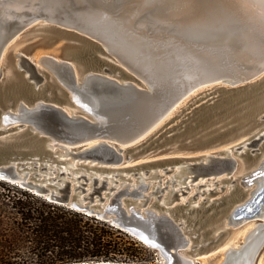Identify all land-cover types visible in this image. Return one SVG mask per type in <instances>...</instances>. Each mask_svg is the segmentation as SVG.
<instances>
[{
	"label": "water",
	"instance_id": "water-1",
	"mask_svg": "<svg viewBox=\"0 0 264 264\" xmlns=\"http://www.w3.org/2000/svg\"><path fill=\"white\" fill-rule=\"evenodd\" d=\"M33 18L39 20L26 31L42 29L35 41L41 50L33 52L34 41L29 39L25 52L18 50L8 57L7 51L0 58L1 177H22L19 183L22 187L110 222L157 249L163 259L160 264H194L184 252L191 241L188 223L186 219L178 220L191 211L197 214L199 208L203 213L221 200L227 204L226 209L234 208L233 221L242 223L257 217L264 208V185L242 204L233 205L248 191L236 184L230 192L209 201L205 207L200 202L197 206L189 205L185 212L181 209L187 203L171 207L158 204L159 194L152 203L160 212L155 213L145 206L147 197L139 203H126L123 197L138 198L139 189L115 190L103 180L97 188H92L95 194H87L89 202L83 203L74 197L86 189L79 187L80 191L76 192L78 188L73 186L75 192H71L73 178L45 183L44 177L37 172L29 174V179L19 173L33 170L37 165L43 168L42 158H56L50 141L66 143L96 138L98 143L85 149V155L106 164L118 162L123 157L132 158L146 149L147 146L142 145L163 124L141 139L136 136L173 108L178 85L184 84L189 74L206 75L205 84L163 121L165 124L180 117L175 126L183 125L175 135L181 141L189 140L165 149L168 157L123 167L125 173L142 166L176 161L182 157L173 155L183 146L201 148L213 142L217 145L222 140L249 133L242 141H247V146L263 139L262 127L256 128L264 121V73L255 77L244 75L254 66V60L264 57V4L257 0H151L150 3L145 0H21L13 6H0V53ZM223 73L234 76L235 80L221 77ZM141 81L147 83L149 89ZM65 107L74 112L68 114ZM218 140L221 141L216 143ZM124 142L127 146L120 149L119 154L114 146L117 148ZM139 146L141 149L127 154ZM218 153L219 150H213L207 163L200 161L189 166L196 172H207L218 166L230 167L232 160ZM151 156L149 153L148 159ZM99 168L107 169L105 166ZM137 173L136 170L131 176ZM31 177L44 184L31 182ZM154 177L151 173L148 178ZM261 177H264V169L249 172L246 183ZM81 178L84 183L75 178L77 183L86 184L87 178ZM125 178L130 180V177ZM97 183L93 178V185ZM63 188L66 193L61 196L58 193ZM98 190L107 192L102 195ZM111 191L104 203V196ZM184 193L183 190L180 194L174 192L170 201ZM83 196L86 199V195ZM95 198L102 204L90 205ZM211 216H206L204 221L212 223ZM217 227L211 226L209 231ZM223 232L224 228L210 237L211 240ZM263 243L264 240L257 244L253 253H258ZM236 250L229 249L234 257L231 264L240 258L234 253ZM194 251L198 254L199 248ZM255 257L256 254L245 264H253Z\"/></svg>",
	"mask_w": 264,
	"mask_h": 264
},
{
	"label": "rangeland",
	"instance_id": "rangeland-1",
	"mask_svg": "<svg viewBox=\"0 0 264 264\" xmlns=\"http://www.w3.org/2000/svg\"><path fill=\"white\" fill-rule=\"evenodd\" d=\"M30 27L27 26L25 29L21 30L14 37H12L4 46L3 51L0 55L2 58L3 54L7 51L8 57L11 56V53H14L18 50H22L25 52L27 47V41H34L31 45V49L33 52H39L41 48L37 47L38 42H35L37 39V33L35 29L27 30ZM9 47V48H8ZM262 74V73H261ZM260 74V75H261ZM258 75V76H260ZM130 79V78H127ZM143 84V83H142ZM214 84V83H211ZM144 85V84H143ZM145 86V85H144ZM197 90L195 93H197ZM203 95L200 94L199 96ZM187 100V98H185ZM184 99V100H185ZM186 113V111L184 112ZM180 120V117L174 118V120L163 123V126L142 146H147L145 150L140 153L133 155L132 158L127 161H123L122 164L119 165L118 171L122 175H126V177H130L132 181L136 180L135 176H131L133 172L137 170L138 173H142L147 170V175H143L145 177L149 176L154 170H158L161 183H153L150 187L147 188L145 194H148L150 191H153L156 186L163 187L166 179H169L171 175L174 174V169L176 166H182L183 164H193L197 162L195 160L196 155L202 153L204 148H210L212 146H222L225 144L224 140L217 145L214 142L209 144L206 147L201 148H190L189 146H183V149L178 154H174L173 156L182 157L176 161L170 162H162L160 165H152V166H142L136 170H129L125 173L126 170H123V167L134 165L141 161L161 159L170 156L168 153H165L168 147L177 144L178 142L181 144L186 143L188 140H182L180 137L177 138L175 135L180 126H175L176 122ZM161 123V124H162ZM264 127V121L260 122L257 125V128ZM264 132V129L261 133ZM162 135L159 137V135ZM257 137V136H256ZM155 139L151 144L150 141ZM204 140L205 138H201ZM230 143H237L236 139H231ZM221 141V140H220ZM219 140L216 141L220 142ZM247 143V142H246ZM142 146H139L133 150H130L127 154H131L133 152L141 149ZM218 146V147H220ZM82 149V148H81ZM215 150V149H214ZM256 150V151H253ZM74 151H78L74 149ZM242 152L240 156V162L242 165L246 166L244 171L248 169L255 168L256 163L259 159L264 155V138L260 139L253 144H250L244 147V150H240ZM152 153V156L148 159V154ZM254 157V158H252ZM67 159V158H65ZM47 158H42V165L44 166V162ZM243 160V162L241 161ZM50 162H52L51 166H56V164L61 165L58 162V159L51 158L48 160L47 167L50 166ZM65 162V161H64ZM63 162V164H64ZM42 166V167H43ZM174 166L171 170L170 167ZM100 165H97L93 170L96 172V176L101 178L105 174L111 175L112 170L109 167L105 166L106 170H101L99 168ZM41 167L38 165L36 170H39ZM109 168V169H108ZM122 169V170H121ZM163 169H167L168 173H165ZM36 170H30V172H36ZM82 169H79L78 172L81 173ZM79 173V174H80ZM30 174V173H29ZM232 178L229 176H225L226 172L216 175L215 179H219L221 177L225 178L224 182L219 183V186L230 185L233 179L236 180L238 176H241L239 170H234L230 173ZM184 174H182L183 176ZM53 176V175H52ZM50 176V177H52ZM190 173L187 174V178L189 180ZM215 175L205 176L202 179V182L206 180L208 177H214ZM180 176L177 177L179 179ZM29 179V176H28ZM116 179H119L117 177ZM36 177H31L30 181L33 183L44 184L37 181ZM120 182H125L126 178L119 179ZM159 178L156 176L149 181H158ZM81 183H84L82 179H79ZM46 183V182H45ZM195 183V182H194ZM232 184H239L237 181ZM99 184L92 185L93 188H97ZM170 184H168L169 186ZM199 186L197 190L194 187H190V192L184 196H180L179 198L173 199L168 206H173L175 204H179L182 198L190 197L195 191H202L208 189L209 182H206L204 186ZM78 188L76 192L80 191V188H85L86 184H75ZM255 185H249L248 187H244V190H248L247 194L243 197H240V201L242 199L249 197V192L253 191ZM80 187V188H79ZM214 185H211L213 188ZM125 188L123 186L121 189ZM171 189H177L175 185L173 187H169ZM100 193L107 192L105 190H98ZM114 191V190H113ZM111 191L110 193H112ZM186 192V190H183ZM93 193L92 191H88ZM88 192L80 193L81 196L86 195V199L83 203L89 202V196H87ZM228 190L225 187L222 191L214 194L208 195L207 200H203L201 202L202 206L205 207L208 204V200H213L215 198H219L220 196L227 193ZM66 193V188H63L61 193H58L61 196H64ZM109 193V194H110ZM95 194V193H93ZM179 194V193H178ZM71 195V193H69ZM153 195V196H158ZM95 196V195H94ZM151 196L148 199L145 206H150L152 201H154V197ZM205 195H196L189 200L187 206L182 208L181 210L185 212L189 205L199 203ZM76 196L74 199L76 200ZM127 200V204L129 203H139L143 198H135L132 200L130 196H124ZM238 201V202H240ZM158 203V201H157ZM90 205H99L102 202L98 201L97 198L93 200V202L89 203ZM237 202H234L233 205H236ZM227 204H223L221 200H218L217 203H213L210 207L204 210L201 213V209L198 208V213L191 211L189 214H185L178 218V220H185L188 223L187 230L188 235L191 237V241H189L188 246L185 249V255L189 258H192L194 264H219L223 261L224 256L218 251L213 250L219 246L220 244L228 242L230 239H233L231 243V247H243L245 243H247L246 239L243 237L244 233L252 228L251 226H258L263 223L261 219H253L241 225H237L232 227L231 225H225L227 222L226 216L228 215L230 208L226 207ZM154 208H158L156 205ZM226 209V210H225ZM229 209V210H228ZM220 210V211H219ZM217 211H219L217 213ZM213 217L214 220L212 223H206L204 220L206 216ZM221 216L218 221H215L216 217ZM224 222V224H223ZM254 223V224H253ZM218 227L213 231L210 230L211 226ZM225 229V232L220 234L218 237L213 238L211 240L210 237L216 235L218 231ZM210 238V239H209ZM192 240L194 243H192ZM196 245L197 247H195ZM247 245V244H246ZM199 248L198 254H205L213 252L210 255L203 256L195 253V249ZM159 251L157 249L147 247L144 244L140 243L135 237L130 235V233L119 229L113 226L108 221H103L95 218L94 216H88L86 213L80 210H75L73 208L68 207L66 204L58 203L49 199L38 197L35 194H32L28 191H24L9 182H3L0 180V264H66L71 262L78 261H92V260H116V261H132V262H146V263H155L162 261V258L159 256ZM253 264H264V243L259 249L257 256L254 260Z\"/></svg>",
	"mask_w": 264,
	"mask_h": 264
},
{
	"label": "bare ground",
	"instance_id": "bare-ground-1",
	"mask_svg": "<svg viewBox=\"0 0 264 264\" xmlns=\"http://www.w3.org/2000/svg\"><path fill=\"white\" fill-rule=\"evenodd\" d=\"M19 1H21V0H0V6H2V7H6L8 5L13 6L14 4H17ZM33 16H35V15H33ZM37 20H39V19L38 18H33L32 20L28 21L29 23H27L21 30L25 29L27 26L33 25ZM35 27H37V26H35ZM34 29H35V31H37V33L34 34V35L38 36L39 33L41 34L42 29H38V30H36V28H34ZM19 32H17V33H19ZM2 51H3V49H2ZM2 51H1V53H2ZM1 53H0V55H1ZM253 65L254 66L252 68H250L249 71L247 70L248 72H246V75H244L245 77L248 76V74H251L249 76L255 77V76L260 75L261 73H264V57H262L260 59H257V60H254L253 61ZM206 77H207L206 75L189 74L187 76L184 84L180 83V85H178L179 89H178V92L176 93L177 95L175 96L176 99H175L174 103L171 106L173 108L169 109L167 111L168 113L166 112L164 114V117L162 116L160 119H158V121L156 123H154V125H152V127H150L149 129L148 128L145 129L142 133L137 135L136 138L141 139V137H144V136L148 135V133H150L154 129V127L155 128L158 127L164 121V119L166 117L169 118V116L171 115L173 109H176V107L182 101H184L185 98H188V96L190 94H192L193 92L195 93V90L198 87H200L202 84H205L204 80H205ZM221 77H226V78H230L231 80H235L233 78L234 76H232L230 74H227V73L221 74ZM252 77H250V78H252ZM235 78L239 79L240 77H235ZM141 82L144 85L146 84L145 85L146 88L149 89V86L147 85V83H145L143 81H141ZM64 109H65V111L68 114H71V113L74 112L73 109L69 108V107H65ZM15 124H17V123H15ZM263 129H264V127H262V130ZM262 134L264 135V132H262ZM248 135L227 139L224 142L225 144H223L222 146H220V144L218 145L220 147L212 146L210 148H204L205 150L202 151V154H199V155H202V156L197 159V162L201 161L202 164L207 163L208 162V158L207 157L210 156V154L215 149L214 151L219 150L220 153H218V155L220 157H227V158L232 160V165L230 167L224 168L222 166H218V167L213 168V169H211V170H209L207 172H203V171L196 172V171H193L190 168V166H189L190 164H183L182 166H176L175 169H174V171H175L174 174L171 175L169 179H166V181L163 183L164 186L163 187L156 186V188L153 191H150L148 194H145V192L147 191V188L150 187V185H152L155 182L156 183H161L162 182V180L160 179V175H159L160 171L154 170V172H152L153 175H155V177L157 176L159 178L158 181H149L147 183L146 180H149V178H148L149 176L145 177L148 172L144 171L142 173H137L136 175H134L135 178H136V180H134V181H132L130 179L129 181H127V183L120 182V180H119L120 177L118 176V174H120L119 173L120 171H118V167H119L120 164L123 163V161H127L131 157H128V158L123 157L118 162L107 163L106 164V163H102L100 161H97L94 158H91V157L85 155L87 149L91 148L93 145L98 143V141L95 140L96 138H94V139L90 138L88 140H84V141H81V142H67L66 141V143H56L54 141H50V146H51L52 151L54 152V156L58 159V162L61 163V165L59 166V164H56V166H51L52 162H50L51 163L50 166L47 167L46 163L48 162V160H51V159H47L44 162L43 168H40L39 170H36L37 167H38V165H37L35 167V169H33V170H36V172L39 173L41 178L44 177V181L45 182L49 181L51 183H56V182H60V181H57L58 178H68L70 180L73 178V180L71 181V185H72L71 192H75L73 186H75V184H77L78 180L82 179L81 176H83V177L87 178L85 192H88V191L92 190V188H93L92 187L93 178H96L97 181H98L97 184L100 185V183L103 180H105V181H107V183L109 185L113 186L115 190L121 189L123 186H125L128 191H131L132 189H139L141 191V195L138 198H143L144 199V197H147V198L150 199L151 196L160 194V197L158 199H156V201H158V204H161L164 207H171V206H168V205L171 202L170 201L171 195L174 192H177V193L180 194V191L186 190V193L180 195L182 197V196H184V195H186L187 193L190 192V187H194V189L197 190L199 188V186H201V184H203L202 186H204V184H206V182H209L208 189H206V190L204 189V190H202L200 192L199 191H195V193L192 194L190 197L182 198L180 203H183V204L187 203L188 204L189 203L188 199L190 200L191 198H193L196 195H198V196L199 195H205V197L200 201V202H202L204 199L207 200L208 195L212 196V195L222 191L225 187L227 188L228 192H230L231 189L234 186V184H232V183L235 182V181H237L239 184H241L244 187H248L249 185L251 186V185L254 184L255 188L253 189V191L249 192V196H250L251 194H254L256 192L258 187H260L261 185H264V177L256 178L253 182L252 181L247 182L248 184L246 183V181H247L246 177L248 176L249 172H252V171L257 170V169L258 170L259 169H262V170L264 169V155L256 163L257 166H255V168L250 169V170L248 169L247 171L243 170V169L246 168V166L245 165L243 166L242 163L239 160L240 156L242 154V152H240V150H244V147L247 146V143H246L247 141H244V142H242V141ZM136 138H134V139H136ZM231 139H236L235 141H237V143H233V144L230 143L229 141H232ZM85 142H86V144H85V146L81 147L82 149L76 147V146H78V144L85 143ZM106 142L109 143L108 140H106ZM125 143L126 142L117 145V148L114 146V148L116 149V151L119 152V154L121 153L120 149H124L127 146V144H125ZM74 149H77L78 151H74ZM65 158H67V159H65ZM241 161L243 162V160H241ZM63 162H64V164H63ZM97 165L109 167L110 170H112V174L111 175L105 174L104 176H101V178L97 177L95 175L96 172L93 170ZM173 167L174 166H171L170 170ZM79 169H82L81 173L78 172ZM234 170H236V171L239 170L240 174H242V175L238 176L236 178V180L233 179L231 181L230 185H228V186L222 185V186L218 187V184L224 182V180H226V179L223 178V177H221L219 179H215L216 175H219V174H221L223 172L224 173L226 172L225 176H229V178H232V177H230L231 176L230 173H232ZM163 171L165 173H168L167 169H163ZM29 173L31 174L30 171L27 172V171L23 170V171H21L19 173V176H25V178L27 179L28 176H29ZM188 173H190L191 176L188 177L189 180L188 179L186 180ZM182 174H184V175L182 176ZM143 175H145V176H143ZM210 175H215V176L214 177H208V178H206V180H204L203 183H201L202 180H203L202 179L203 177L210 176ZM50 176H52L53 178L54 177H56V178H54L52 181H50V180H48V178H51ZM124 176L126 177L125 174H124ZM178 176H180L179 179H177ZM117 177H119V179H116ZM21 178L22 177H18L17 179H12V178L8 179V178H4V177L0 176V180L6 181V182H9L11 184L18 185L21 188H24V187H22L19 184L21 182L20 181ZM75 178H77L78 180H76ZM127 178H129V177H127ZM168 184H170V185L168 186ZM59 185H61V183H59ZM141 185L143 186L142 189H140ZM174 185H175V187H177V189L169 188L170 186L173 187ZM211 185H214V187L211 188ZM24 189H26V188H24ZM26 190H28V189H26ZM28 191L34 193L31 190H28ZM227 193H225V194H227ZM34 194H36V193H34ZM110 194L108 196H104L105 197L104 203H106L108 201V198H109ZM36 195L42 196V197L48 199L47 195H39V194H36ZM102 195H104V193ZM76 197H77L76 199H80L81 202H83L85 200L83 198L84 196H81L80 194L76 195ZM153 197H154V199L156 198V196H153ZM247 199H249V197L245 198V199H242L241 201L238 199L235 202H237V204H242ZM168 201H170V202H168ZM209 201H211V200H208V202ZM238 201H240V202H238ZM152 203H153V201H152ZM152 203H151L150 206H146V207H148V210L154 211L155 213H160L156 208L153 207ZM197 205H198V203L192 204L190 206H197ZM230 209L231 210L229 211L228 215L226 216L227 222L225 223V225H231L232 227H234V226L241 225L243 223H246V222L250 221L248 219L243 220L242 223H239L238 221H233L232 213H233V209L234 208H232V206H231ZM164 212L166 214L168 213L166 210H164ZM256 216H257L256 218H259V219L261 218V220H263V223L261 225H258V226H251L252 228L248 229L244 233L243 237L246 239L247 243H245L243 245V247H241V246H239V247H235V246L231 247V243L233 242V239L232 240L230 239L228 242L220 244L219 246H217L213 250V252H214V251H217V249H218V251L221 253V255L224 256L223 261H221L219 264H231V262L234 259V257L231 256L232 253L231 254L229 253V249H237L234 253H238L240 255V258L238 257L239 259L237 261H234V264H245L247 261L251 260V258L253 260V257H254L255 254L257 256V253H253L254 249H255V246H257V244H259L262 240H264L263 239L264 238V208ZM256 218H254V219H256ZM251 220H253V219H251ZM177 222H179V221H176V223ZM223 224H224V222H223ZM135 239H137V238L135 237ZM137 240L140 243L144 244L139 239H137ZM144 245L148 247V245H146V244H144ZM213 252H210V253L207 252L205 254H198V255L207 256V255L212 254ZM162 261H163V259H162ZM162 261L155 262V263H146V262L142 263V262H132V261L123 262V261L98 260V261L71 262V263H66V264L83 263V262L84 263L116 262V263H130V264H160V263H162Z\"/></svg>",
	"mask_w": 264,
	"mask_h": 264
},
{
	"label": "trees",
	"instance_id": "trees-1",
	"mask_svg": "<svg viewBox=\"0 0 264 264\" xmlns=\"http://www.w3.org/2000/svg\"><path fill=\"white\" fill-rule=\"evenodd\" d=\"M2 181V180H1ZM3 182H6V181H3ZM11 184V183H10ZM14 186H16V187H18V188H20V189H23L24 191H28V190H26V189H24V188H21V187H19L18 185H15V184H13ZM29 192V191H28ZM30 193H32V192H30ZM32 194H34V193H32ZM36 195V194H35ZM38 196V195H37ZM38 197H41L42 198V196H38ZM44 198V197H43ZM46 199V198H45ZM100 260H102V259H100ZM92 261H98V260H92ZM109 261H116V260H109ZM131 261V260H130ZM133 261V260H132ZM78 262H80V261H78Z\"/></svg>",
	"mask_w": 264,
	"mask_h": 264
},
{
	"label": "snow or ice",
	"instance_id": "snow-or-ice-1",
	"mask_svg": "<svg viewBox=\"0 0 264 264\" xmlns=\"http://www.w3.org/2000/svg\"><path fill=\"white\" fill-rule=\"evenodd\" d=\"M151 0H145V3H150ZM260 4H264V0H257Z\"/></svg>",
	"mask_w": 264,
	"mask_h": 264
}]
</instances>
